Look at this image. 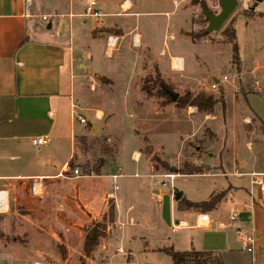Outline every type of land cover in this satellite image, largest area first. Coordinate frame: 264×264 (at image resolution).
Listing matches in <instances>:
<instances>
[{
  "label": "crops",
  "instance_id": "0c3cea01",
  "mask_svg": "<svg viewBox=\"0 0 264 264\" xmlns=\"http://www.w3.org/2000/svg\"><path fill=\"white\" fill-rule=\"evenodd\" d=\"M174 1L178 2L101 0L100 4L99 0H95V10L100 16L94 18L85 16L89 0L84 4L83 11L81 8L75 11L72 0H69L67 13L58 9L63 4L61 1H57L58 5L52 3L54 6L44 11L38 6L33 9L27 7L25 0H0V193L6 197L7 205L11 194L16 201L18 193L27 191L32 178H52L46 181V189H63L70 180L54 177L62 171L78 169L76 164L81 157L78 144L86 146L85 142L91 135L94 137L92 141L96 143L114 140L115 158H111L110 162L119 165L111 169L108 175H102V170L108 168V162L105 161L98 175H80L76 179L108 178L113 185L109 176L120 173L121 177L115 182L118 190L112 189L102 194L101 206L85 215L95 221L104 213L106 202L110 201L114 208L112 224L116 226L112 236H116L117 226L122 221H134L127 230L129 242L139 238L146 243L139 225L145 226L148 222L149 210L163 223L160 217L161 197L171 192L164 189L162 184L168 185V180L163 179L165 172L154 169L149 156L142 153L149 146L152 154L161 155L159 148L151 145L146 137L151 133L158 131L165 134L174 125L180 128L179 135L189 139L197 135L204 136L209 131L222 148L229 142L233 147L232 153L226 156L224 149L219 150L214 165L219 175L248 179L245 174L250 172L264 173V157L260 158L252 149L246 150L243 155L237 154L232 137L234 127L228 136L227 129L221 128L214 110L206 115L197 113L192 107L182 110L176 109L174 105L161 107L159 102L162 99L148 98L141 91L143 81L149 76L154 79L157 75L168 85L188 86L189 91L193 92V85L196 86L202 80L201 76L205 72L199 67L197 56L206 58V49L189 41V32L185 29L186 11L174 7ZM152 2L159 5L158 9L148 5ZM162 14L166 17L164 22L158 19ZM41 16L49 19L42 21ZM31 34L37 37L31 39ZM108 41L111 43L110 49ZM184 50L192 51L194 62L191 70L188 69ZM108 52L111 54L107 55ZM259 83L261 90L264 88V77H261ZM219 87L225 89L224 94L218 93L224 107L227 93L231 95L233 111L235 94L228 89L227 84H220L216 90ZM249 97L242 98L245 105ZM217 106L221 107L220 104ZM78 118L84 120V123L81 124ZM131 121L134 127H130ZM217 122L218 127H214L213 124ZM126 129L128 132L133 131L134 135H143L144 144L141 143L140 149L131 153L134 164L132 168H123L127 170L124 175L117 152ZM38 136L47 138L48 143L37 151L30 142ZM229 161L232 163L231 169ZM198 164L203 162L200 160ZM140 170L144 174L140 175ZM236 174L243 175L240 177ZM190 176H175L170 189L178 191L175 182ZM139 177H145L149 182L125 181L122 185L118 182ZM150 186L157 189L151 190L152 198L148 199L144 190ZM226 186L217 191L227 190V193L216 210L207 214L210 222L206 228L195 227L196 212L174 210L172 202V226L166 227L171 229L177 222L178 230L174 231L187 229L203 234L220 233L221 247L209 244L203 246L201 251H219L224 261L232 252V242L226 231L233 232L235 242L243 245L241 234L253 227L255 244L251 262L254 264L255 250L262 248L264 240V200L254 192L251 196L249 180L240 185L227 182ZM123 187L124 192H121ZM178 192H182L185 200L195 202L189 199L185 190ZM45 194L48 195V191ZM226 200L231 202V207L227 217L223 218L226 221L222 222L223 216L219 210ZM232 213H235L236 219L230 222L229 216ZM68 215L77 218L71 212ZM107 234L110 235L109 229ZM126 253L132 257L130 250ZM227 263L232 264V261L228 258Z\"/></svg>",
  "mask_w": 264,
  "mask_h": 264
},
{
  "label": "rangeland",
  "instance_id": "374dc122",
  "mask_svg": "<svg viewBox=\"0 0 264 264\" xmlns=\"http://www.w3.org/2000/svg\"><path fill=\"white\" fill-rule=\"evenodd\" d=\"M57 1L63 2L62 6L58 7L59 10L62 9L60 12L67 13L69 0H31L30 8L33 9L38 6L42 10L48 11L51 6H54L52 3H57ZM199 1H203L213 15L220 11L218 0H178L177 3L173 2L174 7L186 11L184 17L186 20L185 29L189 32V41L203 46L207 52L206 58L196 55L199 67L203 68L205 72L201 76L202 80L196 86L193 85V92H203L218 98V93L222 92L224 94L225 89L219 87L218 90H211L212 81L220 80L223 75L231 78L232 75L237 74L239 81L246 88L243 89L240 95L238 94L240 91L234 93L235 108L232 111L231 95L227 93L225 107L221 108L216 105L214 115L218 117L221 128L227 129L228 136L231 135L230 131L234 127L232 137L235 144L234 150L236 149L237 154L243 155L244 152H247L246 150L252 149L257 156L263 158L264 88L257 92L247 88L249 83L255 80L259 81L261 77H264V0L260 4H255L251 0H237L238 6L230 18L218 32L209 35H204L207 22L203 17ZM86 2L87 0H72L75 11H80V8L83 11ZM99 3L101 4V0H99ZM121 3L124 4L122 1ZM148 5L152 9L159 7L155 2ZM158 19L164 22L166 17L162 14L159 15ZM224 30L234 31L236 43L234 60L232 59V47L222 35ZM36 37L33 34L30 35L31 39ZM183 53L186 55L188 69H193L191 66L194 62L192 51L184 50ZM148 78L152 77L149 76L146 80ZM170 86L173 88V94L178 96L186 91L193 93L189 91L188 86L185 88L184 86L179 87V85L177 87ZM227 86L232 92L231 85L227 84ZM246 96H251L248 98L247 105L242 101V98H246ZM130 123V127H134L132 121ZM217 125L218 122L215 125L213 124L214 127ZM167 128H169V125ZM178 129L180 128L172 125V129L169 128L165 134L156 131L154 134L151 133L146 136L150 144L152 143L151 145L159 148L161 155L159 153L152 154L153 151L149 146H146L142 153L149 156L154 169L165 172L164 180L166 175H180L177 172H167L164 168L165 165L173 166L175 169H181L182 166H187V169H199V174L175 182L178 191L185 190L190 200L195 202L206 201L212 195L223 192L226 196L227 190L217 191L225 189L227 182H236L240 185L248 180L245 177L240 179L235 177L225 178L219 175L220 172L214 167L219 150L223 151L224 149L225 156L232 153L233 147L230 142L225 143L222 148L221 143L215 142L214 135L209 131L205 132L204 136L197 135L186 139V136L179 135L181 130ZM136 130L139 132L138 129ZM91 138L94 137L92 135L88 137L84 147L80 143L78 144L79 152L81 151L80 161L76 164L79 174L87 175L93 166L107 161L108 168L102 170V175H108L111 173V169L119 165L110 162L111 158H115L113 157L115 151L113 144L115 142L111 140L105 143L103 141L96 143ZM141 143H143V135H134L133 131L128 132L127 129L123 132L117 159L122 164L124 175L127 170H123V168H132L131 165L134 163L131 159V153L139 150ZM251 143L253 144L252 147L250 146ZM104 147L109 148L110 151L113 150V152L108 155L103 151L106 149ZM200 160L203 164H198ZM229 166L231 169L232 163L230 161ZM140 171V175L144 174L142 173L143 170ZM214 175L218 177L212 178ZM125 181L149 182L145 177L121 179L118 182L122 185ZM151 187H145L144 190L148 199L152 198L150 197L151 190L157 189ZM164 187V189L170 190L169 184ZM111 190L112 183L108 178L85 179L83 181L74 178L66 183L63 189L49 187V189H46L48 195L44 194L40 199L33 198L28 191H24L18 193L16 195L18 198L14 201V195L11 194L8 198V207L5 209L6 213L0 212V264H34L35 262H47L49 264H172L171 258L166 254L171 246L175 252L180 253L189 252L192 249L201 251L203 246L209 244L217 247L222 246L219 244L222 241L220 233L203 234L187 229L174 231L173 227L171 229L167 228L154 215V212L149 210L147 212L150 215L148 222L145 223V226L143 224L139 225L146 243L139 238L130 240V242L127 241V234H129L127 230L131 225L122 221V224L117 226L116 236H112L116 226L109 224L110 235L106 234L99 247L89 257L84 256L82 243L85 229L93 221V218H87L85 213H90L93 209L100 207L101 195ZM122 191L124 192V187L121 188ZM176 191L170 193L174 194ZM108 203L107 201L104 213L109 206ZM230 203L229 200H226L219 210V213L223 216L222 222L226 221L223 218L229 214ZM172 204L175 210L177 202L172 200ZM69 212L77 218L68 215ZM102 214L94 222L99 221ZM78 218L83 219L79 220ZM175 226H179V223ZM139 228L137 230H140ZM226 233L229 241L232 242L230 246L232 252L229 253L231 256L225 257L226 262L219 251H202L220 253L223 264H228V258L232 261V264H252L251 254L244 250L241 243L235 242L234 233L231 231H226ZM117 249L122 250L123 254L119 253ZM128 250L132 252V257L126 253ZM255 251L254 264H264V240L262 248Z\"/></svg>",
  "mask_w": 264,
  "mask_h": 264
},
{
  "label": "trees",
  "instance_id": "16d2710c",
  "mask_svg": "<svg viewBox=\"0 0 264 264\" xmlns=\"http://www.w3.org/2000/svg\"><path fill=\"white\" fill-rule=\"evenodd\" d=\"M204 35H206L204 33ZM222 35L225 37L227 42L232 47V59L235 58L236 43L235 34L233 30H224ZM240 92L246 87L239 81ZM252 89L251 83H249L248 88ZM141 91L148 98L162 99L160 102L161 107L167 105H174L178 110L186 109L188 107L195 108L199 114H211L214 107L220 104L223 107L222 97L214 98L213 95L205 94L203 92L190 93L188 91L184 92L181 96H178L176 101L173 103L168 95L173 93V88L162 81L157 75L153 78H148L143 81ZM106 153H110V149H104ZM104 163L93 166L87 175H98L101 167ZM167 172H177L180 175H197L200 173L198 169H187V166H182L181 169H175L173 167L164 166ZM176 191L175 193H177ZM225 193H220L217 195H212L208 200L202 202H190L185 200L183 197L177 202L176 210L179 212L192 211L201 214H208L214 212L224 199ZM109 206L105 213L102 214L101 219L97 222H91V225L85 229V234L82 243V253L84 256L89 257L96 249L99 247L101 240L106 237L108 225L112 224L114 220V208L112 203L109 201ZM166 254L171 258L172 264H222L221 256L218 253L210 251H196L192 249L189 252H175L172 248L166 252Z\"/></svg>",
  "mask_w": 264,
  "mask_h": 264
},
{
  "label": "built area",
  "instance_id": "2783aa9c",
  "mask_svg": "<svg viewBox=\"0 0 264 264\" xmlns=\"http://www.w3.org/2000/svg\"><path fill=\"white\" fill-rule=\"evenodd\" d=\"M25 3L27 5V7H30L31 5V0H25ZM95 0H89L88 6L85 9V16L86 17H99L100 14L95 10ZM42 21H47L49 18L47 16H41L40 17ZM108 48L110 49L111 43L108 41ZM111 52L107 55H110ZM220 84H229L231 85L232 91L233 93H238L240 91V85H239V76L237 74L232 75L231 78H229L226 75H223L220 80L217 81H213L210 89L211 90H216L218 88V86ZM251 87L253 90L256 91H260V83L258 80H255L251 83ZM72 108H75V106H72ZM78 121L82 124L84 123V120H82L81 118H78ZM31 146L35 149V150H40L41 148H43L44 146L47 145L48 143V139L43 137V136H38V137H34L31 139ZM137 159H135L136 161ZM237 176H242L243 174H236ZM248 177L249 180V186H250V194L252 196V192L259 194L260 198L264 200V173L262 172H250L248 174H245ZM79 171L78 169L74 168L72 170H67V171H62L59 174H57L54 178L55 179H60V180H72L74 178L79 177ZM135 177L137 175H134ZM177 176V175H176ZM121 177L120 173H116L110 176V179L113 182L112 185V189L113 191H117L118 190V186L116 185V181ZM175 176L173 175H166L165 178L166 180H168L167 184L170 185V188L172 187V180L174 179ZM52 178H32L29 181V186L27 188V191L29 193V195L33 198H42V196H44L45 191H46V181L50 180ZM165 186V183L163 184ZM171 192L172 189H170ZM253 193V194H254ZM2 194V193H0ZM171 194V193H169ZM173 193L171 194L172 197ZM3 199L2 204L0 205V212H4L5 209L8 207L7 205V200L6 197L4 195L0 196ZM111 198L113 197L112 195L110 196ZM236 219V215L235 213H232L229 216V221L233 222ZM210 220L207 216V214H197L196 215V223H195V227L196 228H206L209 224ZM134 221L132 219L128 220V224L129 225H133ZM178 226H173L174 230H178L177 229ZM240 241L243 243L244 245V250L247 251L250 254H254V228L251 227L249 229V231L241 234L240 236ZM119 253H123L122 250H117ZM34 264H49L47 262H35Z\"/></svg>",
  "mask_w": 264,
  "mask_h": 264
},
{
  "label": "water",
  "instance_id": "95a60500",
  "mask_svg": "<svg viewBox=\"0 0 264 264\" xmlns=\"http://www.w3.org/2000/svg\"><path fill=\"white\" fill-rule=\"evenodd\" d=\"M218 1H219L220 11L215 15H213L209 12L207 6L205 5V3L203 1H199V4L202 8L203 17H204L205 21L207 22V26L204 30V33L206 35L218 32L221 29V27L224 25V23L230 18V16L233 14V12L235 11V9L238 6L237 0H218ZM251 1L254 2L255 4H260L263 2V0H251ZM49 28H50V25L47 26V29H49ZM168 95L171 98V101L173 103L178 98L177 94H173V93L168 92ZM181 197H182V192L174 193L172 195V197H171V194H164L161 197V214H160V217H161V220L163 221V223L167 227L172 226L171 216H170V207H171L170 204H171L172 200L174 202H178ZM87 216L89 217L90 215L87 214ZM176 224H178V223L176 222Z\"/></svg>",
  "mask_w": 264,
  "mask_h": 264
},
{
  "label": "bare ground",
  "instance_id": "6f19581e",
  "mask_svg": "<svg viewBox=\"0 0 264 264\" xmlns=\"http://www.w3.org/2000/svg\"><path fill=\"white\" fill-rule=\"evenodd\" d=\"M3 194H0V196H2ZM1 199H3L2 197H0ZM3 200L0 201V205L2 204Z\"/></svg>",
  "mask_w": 264,
  "mask_h": 264
}]
</instances>
